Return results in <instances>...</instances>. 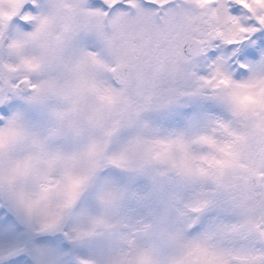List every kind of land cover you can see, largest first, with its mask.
Here are the masks:
<instances>
[{"label": "snow or ice", "instance_id": "1", "mask_svg": "<svg viewBox=\"0 0 264 264\" xmlns=\"http://www.w3.org/2000/svg\"><path fill=\"white\" fill-rule=\"evenodd\" d=\"M0 264H264V0H0Z\"/></svg>", "mask_w": 264, "mask_h": 264}]
</instances>
